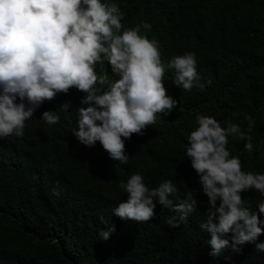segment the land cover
Here are the masks:
<instances>
[{
    "label": "trees",
    "instance_id": "16d2710c",
    "mask_svg": "<svg viewBox=\"0 0 264 264\" xmlns=\"http://www.w3.org/2000/svg\"><path fill=\"white\" fill-rule=\"evenodd\" d=\"M115 2L124 13L121 30L150 23L138 31L158 41L163 84L177 105L166 116L157 113L140 139L126 143L124 164L110 159L98 141L86 147L76 140L78 105L68 100L60 122L40 118L49 110L45 103L26 119L22 136L0 139V264H264V252L248 242L239 251L210 256L208 233L192 213L170 227L165 219L172 212L159 203L147 221L122 220L111 212L127 198L118 184L130 172L142 171L149 188L168 177L171 171L160 160L163 138L170 152L180 151V137L197 126L198 113L221 126L231 120L242 130L244 117L251 116L253 150L245 151L244 141L234 136L230 146L252 170L264 171V0ZM187 51L195 54L203 88L184 90L172 82L167 60ZM106 224L114 231L98 239ZM258 240H264V230Z\"/></svg>",
    "mask_w": 264,
    "mask_h": 264
},
{
    "label": "clouds",
    "instance_id": "9594fccd",
    "mask_svg": "<svg viewBox=\"0 0 264 264\" xmlns=\"http://www.w3.org/2000/svg\"><path fill=\"white\" fill-rule=\"evenodd\" d=\"M123 15L115 0H0V139L22 136L26 119L45 103L49 110L40 118L60 122L68 100L78 105L76 140L86 147L98 141L110 159L128 161L126 143L140 139L142 129L155 123L157 113L166 116L177 99L166 94L158 41L138 31L150 29V23L121 30ZM166 66L180 88L204 87L193 52L173 55ZM244 119L242 130L231 120L221 126L198 113L197 126L180 137L176 152L163 138L160 160L171 173L152 188L142 171L127 174L118 184L127 198L112 214L147 221L159 203L172 212L165 219L170 227L191 213L201 217L212 257L225 249L239 251L245 242L264 252V240H258L264 230V171L252 170L230 146L234 136L244 141L245 151L253 150L255 121ZM112 231L114 225L106 224L98 239Z\"/></svg>",
    "mask_w": 264,
    "mask_h": 264
}]
</instances>
